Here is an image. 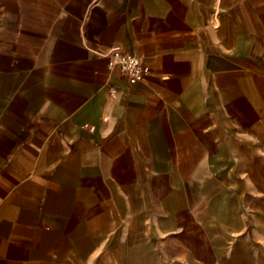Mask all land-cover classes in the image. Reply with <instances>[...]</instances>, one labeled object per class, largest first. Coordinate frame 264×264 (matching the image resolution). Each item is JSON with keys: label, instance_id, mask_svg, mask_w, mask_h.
Listing matches in <instances>:
<instances>
[{"label": "crops", "instance_id": "obj_1", "mask_svg": "<svg viewBox=\"0 0 264 264\" xmlns=\"http://www.w3.org/2000/svg\"><path fill=\"white\" fill-rule=\"evenodd\" d=\"M0 264H264V0H0Z\"/></svg>", "mask_w": 264, "mask_h": 264}, {"label": "built area", "instance_id": "obj_2", "mask_svg": "<svg viewBox=\"0 0 264 264\" xmlns=\"http://www.w3.org/2000/svg\"><path fill=\"white\" fill-rule=\"evenodd\" d=\"M108 59L109 69L119 70L121 78H123L130 85L140 81L147 71L139 56L125 52L118 46L110 49ZM109 94L111 97H115L117 94L116 89L111 87ZM92 129L93 128H91V130Z\"/></svg>", "mask_w": 264, "mask_h": 264}]
</instances>
